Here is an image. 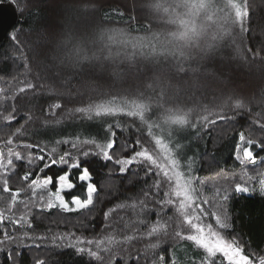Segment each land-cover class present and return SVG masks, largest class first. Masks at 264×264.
<instances>
[{
    "label": "trees",
    "instance_id": "trees-1",
    "mask_svg": "<svg viewBox=\"0 0 264 264\" xmlns=\"http://www.w3.org/2000/svg\"><path fill=\"white\" fill-rule=\"evenodd\" d=\"M147 2L148 0H15L19 20L9 29L0 47V87L22 86L19 81L25 79L42 87H38L34 92L29 90L27 94H21L23 98L16 104L19 110L18 122L13 121L10 126H4L5 122L0 121L2 141L24 123L26 116L32 115V121L25 125L27 131L21 137H14V143L22 141L39 146L33 149H17L26 158L14 162L16 167L9 176V187L13 190L27 189L20 197L26 199L31 196L28 185L32 179L37 176L41 179L52 177L53 183L48 188L55 190L58 177L67 174L69 182L74 187L63 191L65 199L71 197L85 199L87 182L81 181L79 176L82 170L87 168L97 191L93 196V205L79 211L63 212L58 208L42 211L32 207L31 212L26 213L23 205H17L14 209L17 218L26 213L32 227L18 225L14 230L13 225L5 221L0 223V230L7 228L10 233L15 231V235L21 237L24 232H28L32 239H21L14 244L0 245V264H37L38 260L44 264H101L91 257L87 250L79 252L78 248L87 249L89 246L86 243L78 244L77 240L100 238L111 234L113 230L117 234L130 235L131 226L142 218L137 215L139 208L133 209L131 204L133 201L143 199L142 191L151 188L156 177L154 174L146 175L144 166L138 162L127 166L126 173L121 175L119 173L121 165H118L116 160L130 158L135 151L141 150L140 144L154 149V142L146 135V127L141 124L139 118L127 116L89 121L82 118L81 114L75 113V109L97 99L95 93L89 92L88 85L105 92L144 90L146 84L152 82V73L138 72L142 65L130 68L128 64H120L119 61H97L94 67L83 74L76 73L68 79L66 71L58 75L55 70H46L47 62H38L26 45L35 44L39 34L49 28L60 34L57 39L66 41L56 52L59 58L66 57L68 49L72 48V51L77 45L87 51H98L101 45L96 40L95 30L127 29L130 16L137 18L131 22L132 30L143 28L149 21L152 22L153 30H168L162 20L153 18L147 8ZM248 4L250 15L246 18L245 24L249 32L241 36L237 28L234 33L235 43L231 39L225 41L211 60L203 62L202 70L207 69L209 78H199L198 83L202 86L192 87L194 74L191 72L183 75V79L179 81L177 79L171 81L173 85L180 83L189 89L188 96L182 94L189 106H194L197 102L208 104L210 107L220 104L228 94L221 93L224 84H229L228 91L234 92L236 97L243 98L246 105L239 110L225 108L224 112L232 118L218 121L207 132L201 131L197 135L187 130L186 137L192 143L197 176L215 175L221 170L237 168L239 165L235 159V152L240 142L238 138L240 133L246 138L264 140V129L260 127L264 124V61L259 58L253 59L246 51L247 47H251L255 52L259 50L261 42H264V0H248ZM121 12L124 13L123 16L120 15ZM78 26L82 27L81 34L71 38L70 29ZM132 34L144 33L133 31ZM13 36H16L17 40H13ZM237 45L248 56V62L242 60L236 52ZM25 55L30 60V72H25L23 67ZM261 55H264V52ZM192 66H196L194 62ZM114 69L124 73L122 79L112 75ZM37 76L40 78L37 79ZM212 76L215 79L211 78ZM185 80L188 82L186 85ZM221 80L224 83H220ZM12 103L8 101L6 106ZM55 103H60L61 108L52 109L50 106ZM216 110L219 111L218 108ZM108 123L113 125L112 132H115V136L107 130ZM86 139L95 140L102 145L108 140H114V147L108 150L112 159H105L93 144H84L83 141ZM65 140L69 143H63ZM137 140L140 144H136ZM57 141L61 143H56ZM73 143L77 145L76 148H72ZM0 148H3L2 144ZM53 148L56 149L55 152L52 151ZM253 151L264 169V163H261L264 161V150L253 146ZM84 152L89 154L85 156ZM65 153L68 155L65 156ZM40 155L45 159H35ZM28 158L32 159V164H28ZM62 158L67 163H64ZM52 160L56 163H51ZM74 163H78L80 167H71ZM28 172L32 175L25 181L23 176ZM0 195L8 196L2 192V186ZM122 203L129 206L119 208L118 205ZM226 206L233 225L231 234L247 253L264 255V196L257 191L233 192ZM110 209L116 211L111 212L109 220L105 221L103 214ZM156 210H159L158 207ZM171 214L170 212L169 215ZM106 223L110 225L107 229ZM125 225H129V228H125ZM183 230L187 231L186 228ZM169 231L171 232V229ZM60 236L64 239L54 240V237ZM159 239L160 247L155 250L147 249L146 246L155 243L156 238H146L126 246V252L116 253L118 257L123 258L118 260L117 264H137V254L140 256L138 264H152L157 255H164L166 260L174 255L178 264H193L194 261L195 264H200L203 260V250L197 249L190 241L173 239L171 236H161ZM92 247L95 250V246ZM103 264H110L107 254Z\"/></svg>",
    "mask_w": 264,
    "mask_h": 264
},
{
    "label": "snow or ice",
    "instance_id": "snow-or-ice-1",
    "mask_svg": "<svg viewBox=\"0 0 264 264\" xmlns=\"http://www.w3.org/2000/svg\"><path fill=\"white\" fill-rule=\"evenodd\" d=\"M10 2L15 3V0ZM147 8L153 18L164 22L168 30H153L151 21L143 28L132 30L131 22L136 21L137 18L130 16L127 29H96L95 37L101 47L98 51H93L91 55L84 47L77 45L66 57L59 58L56 52L66 41L57 39L60 34L49 28L39 34L35 44L26 45L38 62H47L46 70H55L58 75L66 71L68 79H71L73 74H83L94 67L97 61H119L120 64H128L130 68L142 65L138 68V72L152 73V82L147 83L144 90L105 92L88 85L89 92L95 93L97 99L90 100L85 106L75 109V113L81 114L82 118L89 121L117 116L139 118L141 124L146 127V135L154 142V149L140 144L137 140L136 144H140L141 150L135 151L134 155L128 159L116 160V163L121 165L119 168L121 175L126 173L127 166L138 162L144 166L146 175L154 174L156 177L151 188L142 191L143 199L133 201L131 204L133 209L139 208L137 215L142 217L131 226L132 234H117L113 230L111 234L100 238L87 241L78 239V244L86 243L89 247L77 250L79 252L87 250L88 254L101 264L107 254L110 264H117V261L123 258L118 257L116 253L126 252V246H130L133 242L156 238L155 243H149L146 246L147 249L155 250L160 247L161 236H171L173 239L190 241L197 249H202L205 255L200 264H264V255L247 253L236 237L231 234L233 225L226 206L233 192H256L257 189L252 186V182H258L259 194L264 196V172L250 174L244 170L239 176V182H236L235 177L230 178L221 170L216 175L220 176L224 183L213 185L212 195L209 197L205 194L208 181L196 175L195 158L187 155L184 151L185 146L180 140L181 133L185 130L198 135L201 131L207 132L218 121L230 120L232 117L227 115L224 109L245 108L243 98L236 97L234 92H229L230 85L224 84L221 93L228 94L220 104L210 107L208 104L197 102L194 106H189L183 98L188 96L189 89L180 83L175 85L171 83L173 79L179 81L183 79V75L191 72L194 74L192 87L202 86L198 83L199 78H209L207 69L202 70L203 62L211 60L213 54L225 41L231 39L235 43L234 33L237 28L241 36L249 32L245 24L246 18L250 15L248 0H243L242 3L239 0H148ZM120 15L123 16L124 13L121 12ZM133 31L144 34L133 35ZM12 39L17 40V37L13 36ZM246 51L252 55L253 59L259 58L264 61V55H261L264 52V42H261L259 50L254 52L251 47H247ZM236 52L242 60L248 62V56L239 45L236 47ZM50 56L51 59H49ZM193 62L195 67L192 66ZM23 67L25 72L31 71L27 55L24 56ZM112 75L122 79L124 73L114 69ZM211 78L215 79L214 76ZM187 83L185 80L184 84ZM220 83L224 82L221 80ZM19 84L22 86L0 87V121L5 122L4 126H10L13 121L18 122L19 110L16 104L23 98L21 94H27L29 90L34 92L38 87H42L28 79L19 81ZM8 101L13 103L6 106ZM50 107L59 109L61 104L55 103ZM217 108L219 111L216 110ZM32 119V115L26 116L23 124L16 127L6 139L0 141L3 145V148H0V186H2V192L8 194L7 197L0 195V202L6 204V207L0 208V223L7 221L13 225L14 230L18 225L32 227L26 215L27 212H31L32 207L42 211L54 208L63 212L84 210L93 205V196L97 191L96 185L91 182L89 170L84 168L79 179L88 182L86 199L73 197L70 203L64 199L61 193L65 187L68 189L74 187L69 182L67 174L58 177L59 188L55 192L48 188L53 183L52 177L41 179L37 176L28 185L31 196L19 199L27 189L13 190L9 187V176L16 167L14 162H20L26 158L17 149H33L39 146L22 141L14 143V137L23 136L27 131L25 125ZM260 127L264 129V124ZM112 128L113 125L108 123L107 130L115 136ZM239 140L235 159L241 165L248 163L255 165L253 146L264 150V140L246 138L243 133H240ZM63 143L67 144L69 141L65 140ZM83 143L93 144L105 159H112L108 150L114 147V140H108L103 145L95 140L87 139ZM71 146L77 147L75 143ZM40 151L43 152L44 149ZM52 151L55 152L56 149L53 148ZM83 154L87 156L89 153ZM67 155L68 153H65V156ZM35 159L44 160L45 157L40 155ZM62 161L67 163L63 158ZM27 162L33 163L31 158H28ZM51 163L55 164L56 161L52 160ZM71 167L76 168L80 165L74 163ZM31 175V172L26 173L23 180H29ZM38 193L39 199H37ZM150 204L152 207H149ZM17 205H23L26 210V213L18 218L14 213ZM128 206L123 203L118 205L122 209ZM157 207L159 210H156ZM115 211L116 209H110L104 212L105 221H108L110 213ZM170 212L171 215H169ZM209 220L214 221L215 226L208 222ZM109 227L110 225L106 223L105 228ZM125 228H129V225H125ZM185 228L186 232L183 230ZM0 232H2L0 245L14 244L21 239H32L28 232H24L22 237L15 235V231L10 233L7 228ZM36 239H45V237H36ZM55 239L63 240L64 237H54ZM9 258H12L11 251ZM139 259L140 256L137 254V264ZM37 264H44V262L38 260ZM152 264H178V262L174 255L168 260L164 255H157Z\"/></svg>",
    "mask_w": 264,
    "mask_h": 264
},
{
    "label": "rangeland",
    "instance_id": "rangeland-1",
    "mask_svg": "<svg viewBox=\"0 0 264 264\" xmlns=\"http://www.w3.org/2000/svg\"><path fill=\"white\" fill-rule=\"evenodd\" d=\"M239 2H241V0H239ZM81 29L82 27L78 26V27H74L72 29H70V35H71V38H73V36L77 37L79 34H81ZM77 32V33H76ZM70 38V39H71ZM72 48L68 49V52H66L65 54L68 55L70 54L72 51H71ZM87 51V50H86ZM89 55H91V51H87ZM90 52V53H89ZM187 130H185L183 133H181V143L185 146L184 147V151L187 153L188 156H194V153L192 151V143L189 139H187ZM246 137V136H245ZM239 138V137H238ZM240 144V142H239ZM238 144V145H239ZM237 149V148H236ZM254 152V151H253ZM236 153V152H235ZM195 158V157H194ZM256 158V157H255ZM237 161V160H236ZM237 164L239 165L237 168H232L230 170H225L223 171L225 175H227L228 177H235L236 179V182H239V176L242 174V172L244 170H247L250 174H255L256 172H264V169L261 167L258 159L255 160V165L251 164V163H248L247 165H241L239 163V161H237ZM195 166V165H194ZM200 179H204L206 181H208L207 185L205 186V194L209 197H211L212 195V186L213 185H222L224 182L222 180V178L220 176H217L216 174L215 175H203V176H198ZM215 178V179H213ZM88 183V182H87ZM252 186H254L256 189H257V192H259V184L258 182H252ZM59 188V184L57 185V189ZM57 189L55 190H50L52 192H55ZM65 189H68L67 187H65ZM231 191V189H230ZM39 193H38V198H39ZM61 195L64 197V199L66 198L64 195H63V191L61 193ZM5 197V196H4ZM86 198H87V194H86ZM85 198V199H86ZM21 199V198H19ZM73 199V197H71L70 199L66 200L67 202H71V200ZM0 205L2 207H6V204L0 202ZM208 222H211L213 223L214 225V221H211L209 220ZM215 226V225H214ZM205 253L203 252V257H204ZM202 257V258H203Z\"/></svg>",
    "mask_w": 264,
    "mask_h": 264
},
{
    "label": "water",
    "instance_id": "water-1",
    "mask_svg": "<svg viewBox=\"0 0 264 264\" xmlns=\"http://www.w3.org/2000/svg\"><path fill=\"white\" fill-rule=\"evenodd\" d=\"M19 20L15 3L10 0L0 1V47L4 43L9 29Z\"/></svg>",
    "mask_w": 264,
    "mask_h": 264
}]
</instances>
